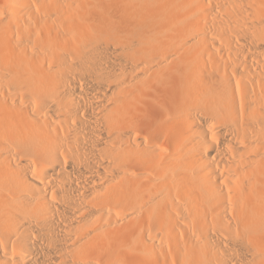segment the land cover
<instances>
[{"label":"bare ground","instance_id":"bare-ground-1","mask_svg":"<svg viewBox=\"0 0 264 264\" xmlns=\"http://www.w3.org/2000/svg\"><path fill=\"white\" fill-rule=\"evenodd\" d=\"M0 264H264V0H0Z\"/></svg>","mask_w":264,"mask_h":264}]
</instances>
